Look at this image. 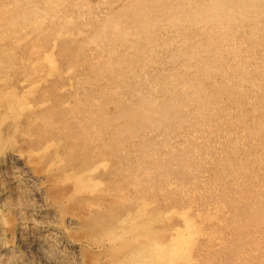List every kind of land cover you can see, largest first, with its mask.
<instances>
[{"label":"rangeland","instance_id":"1","mask_svg":"<svg viewBox=\"0 0 264 264\" xmlns=\"http://www.w3.org/2000/svg\"><path fill=\"white\" fill-rule=\"evenodd\" d=\"M0 1V11L3 6L8 5L9 9L6 13H11L10 15L6 14L8 16L4 17V14L0 12V30H4L8 34H11L6 35L3 40H0V45L3 46L2 48L0 47V73L2 74L0 75V93L5 94L4 91L10 89L11 86H16L17 89L21 91L25 89L27 83H33L30 88L31 90L25 93L30 106H25V108L20 110L21 115L16 125L18 124L19 129H25L27 122L31 123L33 126V148L36 150L33 149V154L35 156L33 159L35 158L34 160H36V158L39 157L38 159L41 161L37 164L36 168L33 167V170L36 174L41 173L37 175L38 178H40L37 182L42 184L45 198H51V189L69 191V187L71 186L70 178L64 183L61 182L60 185H58V183L56 184V179L60 175L62 169L65 168L69 173L71 172L73 176L72 173L75 174L80 169L83 170L84 168L87 170L90 167L96 166L95 175L99 182L96 187L97 191L95 193H89L88 191L80 192L72 198L67 199L65 202L64 207L67 211V217H73V221L71 222L75 224L74 227H76L77 238H79L81 234L84 236L87 234V238L84 236L82 237V235L80 237L82 239H88L89 236L92 235L91 240L93 242H104L106 241L104 238H106L109 233V229L113 226H121L120 222L122 218L125 217V215H129L134 224L138 221V223H143L144 221V224L137 227L138 229L136 232L145 233V243L149 247H146L148 250L153 243H168L171 235L173 233L176 234V232L178 233L177 253H175L172 259V261H175V264H255L256 260L258 261L263 257L264 220L256 218L257 215H254L256 208L252 207V205L255 203V199L258 195L261 194L264 196V168L260 174L258 173L257 175H252L250 171L255 167L254 162L256 161L257 155L261 154L264 157V136H261L264 135V132L255 133V135L253 131L257 123L262 122L261 116L264 110V96L263 87L261 85L260 87L247 85L246 87L249 90L247 89L245 92L246 95L243 94V98L241 97V99L230 96L231 89H229L228 93L218 97L219 103L215 105V108H220V103L223 105L226 115L222 118L218 117V112H220V110L216 109L217 111L210 114L207 122H196L195 119H197L198 116H195L191 111H185V120H179L177 117L173 116L157 125L156 128L146 125L145 121L141 120L138 116V113L132 116L131 121H128L118 114L119 110H121L120 107H122V105H124V107L127 106L126 104L129 103L128 100L132 98V89L134 87L139 85V88L144 91L151 89L153 100L162 99L164 97L169 98L178 94L179 89L178 87L175 88L176 82L167 78L169 77L168 72L173 69L175 70L176 66L167 53L155 51L151 54L153 57L155 56L157 58H155V61L148 59L145 60V64H142V59H140V61L135 60L130 69L125 70L123 64V66H115L113 72L109 73L105 67V61L108 60V57L102 58L99 60L100 62H98L96 59V57H98L97 51L94 50V54H91L93 51H88L89 49L86 42L93 32L98 29L102 19L112 11L124 9L136 2L145 3L155 0ZM31 1L33 4L30 3ZM160 1L168 2L172 0ZM20 3L22 6L31 4L36 15H51L52 18L49 20V26H47L46 23H35L31 29L27 21H22L21 19L16 20L17 15L14 13L16 12L15 9H17L16 6L20 5ZM64 3H67L66 6ZM53 6L55 7L52 9ZM65 12L67 14H65ZM16 27H19L20 30ZM85 27L87 28L85 29ZM8 28H10V30ZM62 28L67 31H73L74 35L56 36L58 33L57 31ZM40 30L41 32H39ZM18 32L19 34L21 33L18 37L22 38V34L24 33V38L20 40L21 42L11 44L13 42L10 39L11 36L12 38L15 37L13 34ZM70 46H73V48ZM46 54L49 56L48 60L45 57ZM27 56L29 57L28 59L26 58ZM9 57L15 62H11ZM50 57L53 63L49 61ZM16 60H18V62ZM242 61L247 65L249 71L255 68V62H253V60L249 63L245 62L243 59ZM4 64L5 66H3ZM1 68L4 69L2 70ZM5 69L7 72L4 71ZM232 69L233 64L229 65L219 62L215 76H210L209 79L212 80V82H216V80H222L223 77H232ZM159 78H165L167 82L166 86H171V88L168 90H161L160 87L153 89L156 80ZM168 81L170 82L168 83ZM232 82L238 83L236 79L234 81L231 80L230 83ZM210 85L212 86L213 84ZM207 86L209 88V85ZM114 89L119 90V94L115 95V93H113ZM28 94L29 96H27ZM134 99L136 100L137 97L135 96ZM255 101L258 104H256ZM254 103L256 104V108L252 106ZM2 107H4L3 104ZM239 113H244L245 115L241 122L238 119ZM5 123V125H2L3 127H6V125L9 126L13 122L9 120ZM199 123L200 125H197ZM128 124H131L128 130H123L122 133L118 132L117 129L119 127L125 128ZM258 127L261 130L262 126L259 125ZM51 139L58 142L62 161L60 166L56 167L59 170H53L50 175H47V173L45 174L43 172L46 163L52 160L54 156V149H43L42 146ZM61 144L62 146H66L61 147ZM239 146L244 147V150L240 152L235 151L236 147L239 148ZM187 148L194 149L188 152ZM184 149H186V152ZM174 154H179L181 156L175 159ZM239 161L243 162L241 166L246 168L248 172H239L234 169L235 166L239 167ZM251 162H253V164ZM37 169L42 171H37ZM44 175L47 177H43ZM51 175L53 177H51ZM222 185L224 186L222 187ZM221 187L223 189H221ZM70 188H72V186ZM196 188L197 191L195 190ZM92 195H96L97 197H92ZM201 195L204 196L202 197ZM86 197L93 198V200L86 201L84 200L87 199ZM172 201L173 203H171ZM207 206H209V209ZM241 211L243 214L242 216L240 215L239 218L238 214H240ZM52 212L53 209L51 207H45L42 211L44 214L42 215L44 218L48 219L50 215L52 216ZM215 215L217 216L215 217ZM177 218L179 219L177 220ZM156 223L159 225L162 224L156 226ZM149 227L152 228L149 230ZM210 234H212V236ZM226 234L227 236H225ZM165 239H167V241ZM179 244L181 245L179 246ZM256 244H259V247H256ZM79 245H82V243ZM238 245H240V247ZM167 248L170 251L173 249L172 246ZM82 251L83 255L85 253V255L90 258L94 257L93 255L96 252L94 249L86 250V248L82 249ZM252 257L254 259H252Z\"/></svg>","mask_w":264,"mask_h":264},{"label":"bare ground","instance_id":"2","mask_svg":"<svg viewBox=\"0 0 264 264\" xmlns=\"http://www.w3.org/2000/svg\"><path fill=\"white\" fill-rule=\"evenodd\" d=\"M32 1L30 2L31 4H33ZM44 1H46V0H44ZM0 3H1V1H0ZM31 4H29V5H31ZM66 4H65V6H66ZM29 5H23L22 6V4L20 3V5H17L18 7L16 6V8H17V9H15L16 12L15 13L13 12L15 15H17L16 20L21 19L22 21H27L29 26L31 27V29L33 28V25L35 23H38V24H45L46 23V25L49 26L48 23H49V20H51V18H52L51 15H47V14H41V15L37 14L36 15L33 11V6L31 5L32 6L31 7ZM6 6H7V8H6ZM49 7H51V6H49ZM54 7L55 6H53L52 9ZM8 9H9L8 5H5L2 7V10L0 12L4 14V17L11 14V13L10 14L6 13L8 11ZM13 9H14V7H13ZM65 9H67V8H65ZM61 11H63V10H61ZM99 12H97V13H99ZM6 14H8V15H6ZM65 14H67V13L65 12ZM73 17H75V16H73ZM62 19H64V18H62ZM4 23H3V25H4ZM82 25H83V23H82ZM16 28H18L20 30L19 27H16ZM86 28L87 27H85V29ZM8 29L10 30V28H8ZM34 29H35V26H34ZM14 31H17V30L15 29ZM29 31H30V29H29ZM74 31H75V29H74ZM39 32H41V30ZM57 32H56L57 34L55 33L56 36L57 35H64V36L65 35H69V36L74 35L73 31H70V30L67 31L63 28L59 29V31H57ZM20 34H19V32L16 34L14 33L13 35L15 37H13V38L11 36L10 39H11V41H13L11 44L21 42L20 40L23 39L25 35L23 33L22 38H21V37H18V36H20ZM34 34H36V33H34ZM6 35H11V34H8L4 30H0V40H3ZM39 38H42V37H39ZM33 40H32V42H33ZM30 44H31V42H30ZM86 44H87L88 49H89L88 51L89 52L93 51V52H91V54H94V50L97 51L98 57H96V59L98 60V62H100L99 60H101L102 58L108 57V60L105 61V67L109 73L113 72L115 66H121V65L123 66V64L125 66V70H128L131 68V66H133L132 64H134L135 60L140 61V59H142V64H145L146 63L145 60H148V59L155 61L157 58L155 56L153 57V55H151L155 51H159V52L163 51V52L167 53V55H169V57L172 59L171 61L176 66L175 70L173 69V70L168 72L169 77H167V78L172 79L176 82L175 88L178 87V89H179L178 94L176 96L169 97V98L164 97L162 99L153 100L151 89L144 91V90L139 88V85L134 87L132 89V91H133L132 98H130L128 100V102H129L128 104L125 103L127 106L124 107V105H122V107H120L121 110H119V114H118V115L122 116V118L127 119L128 121H131L132 116H134V114L138 113V116L141 118V120L145 121L146 125H148L149 127H152V128H156L157 125H159L163 121L168 120L169 118H171L173 116L177 117L179 120H185V116H184L185 111H191L195 116H198V118L195 119L196 122H200V121L207 122L208 117H210V114L214 113L217 110H220V112H218L219 118L220 117L222 118L226 115L225 109L221 103L219 104L220 108H218V107L215 108V105L217 103H219L218 97H221L223 94L228 93L229 89H231L230 94H229L230 96H232L233 98L235 96L236 98L241 99L242 95L245 94V92L248 89L246 87L247 85L248 86L253 85V86H257V87H260V85H261L263 87L262 90H263V96H264V81H263L264 80V0H181V1L172 0V1H168V2L155 0V1H148L145 3L144 2H136L132 5H130L129 7L124 8V9L112 11L109 15H107L104 19H102L100 26L87 39ZM4 45H7V44H4ZM0 47L2 48L3 46L0 45ZM70 47L73 48V46H70ZM157 48L161 49V50H158ZM71 51H72V49H71ZM71 51H69V52H71ZM25 53H26V51H25ZM15 54H16V52H15ZM28 54H29V52H28ZM28 56L26 57L27 59L29 58ZM36 56H37V54H36ZM45 57L47 58V60L49 59L48 54H46ZM65 57H67V56H65ZM23 58H24V56H23ZM240 58H241V61H240ZM242 59L247 63H249V62H251V60H253V62H255L254 63L255 68L250 69L252 71H249L248 70L249 68L247 67V65H245V63L242 61ZM10 60H11V58H10ZM18 60H16V61L18 62ZM12 61H14V60L12 59L11 62ZM49 61L52 62L51 57H50ZM54 62H56V61H54ZM219 62L222 64H224V63L229 64V65L233 64V69H232L233 70V76L229 77V78L223 77L222 80H220V81L216 80V82H212V80H210L209 77L215 76ZM3 66H5V64ZM161 70H163V69H161ZM4 71H6V69ZM9 74H10V71H9ZM11 74H12V72H11ZM35 74H36V72H35ZM0 75H2V74L0 73ZM3 75H4V73H3ZM4 78H6V77H4ZM21 78H23V77H21ZM6 79H8V78H6ZM71 79H73V78H71ZM235 79L238 81V83H233V82H232L233 84L230 83L231 80L234 81ZM16 81H18V80H16ZM169 82L170 81H168V83ZM209 83L213 84V85L211 86ZM166 84H167V82L165 81V78H159L156 80V83L154 84L153 89L156 87H158V88L160 87L161 90H163V89L168 90L169 88H171V86H166ZM32 85H33V83H27L25 85V89H23L21 91H20V89H17L16 86H11L10 89H7L6 91L3 90L5 92V94L0 93V264H175V261H172V259L175 256V253H177V247H178L177 236H178V233L176 232V234L173 233L171 235V237L169 236L170 238L168 240V243H166V244L165 243H153L152 246L150 247V249L148 250L149 247L145 243L146 242V238L144 237L145 233L142 234V233L136 232V230L138 229L137 227H140L141 224H144V221H143V223H141V222L138 223L139 222L138 221L137 223L134 224V223H132L131 217H129V215H125V217L122 218L121 222L119 221L121 223V226L120 225H118L119 227L113 226L109 229V233L107 234L106 238H104L106 241H104V242H96V241L93 242L91 240L92 235H90V234H89L90 235L89 238L86 239L87 238L86 237L87 234L85 233L86 231L84 232L86 234L85 236L81 234L82 237L83 236L86 237L85 239H82L80 237L81 235L79 236V238H77V235H76L77 231L75 230L76 227H74L75 224H72V222H71V221H73V217H69V216L67 217V211L65 210V207H64L65 202L67 199L72 198L74 195H76L80 192L88 191L89 193H93V192L95 193L97 191L96 187H97V184L99 182H98L97 177L95 175L96 166L90 167L87 170L84 168H83V170L80 169L75 174L72 173L73 176L71 175V172L69 173L65 168L62 169L60 171V175L56 179V184L58 183V185H60L61 182L64 183L65 181H67L70 178L72 188H70L71 187L70 186L69 191H67V192L63 191V190L57 191V190L51 189L50 190L51 198L50 199L45 198V194L43 191L44 188H43L42 184H39L37 182L38 179H40L37 176L39 173L36 174V172L33 170V167L36 168L37 164L39 162H41L40 159H38L39 157H37L36 160H34L35 158L33 159V157H35L33 154V149H34L33 148V126L31 123L27 122L25 129L20 128L21 129L20 130L18 124L16 125V123H18V120H19L20 115H21L20 110L25 108V106L26 107L28 105L30 106L29 100L27 101L25 93L31 90L30 88ZM63 85H65V84H63ZM207 85H209V88ZM118 91L119 90L114 89L113 93H115V95L119 94ZM27 96H29V94ZM135 96L137 97L136 100L134 99ZM246 98H248V97H246ZM244 100H245V98H244ZM256 101H255V103H256ZM255 103L252 105L253 108H256V104H258V103H256V104ZM2 104L4 107H2ZM209 112H211V113H209ZM26 113H28V112H26ZM239 114L240 115H239L238 119L241 122V120L243 119V117L245 115H244V113H239ZM26 117H27V115H26ZM24 118H25V116H24ZM259 118H260V116H259ZM261 119H262V122L257 123V126L253 128L254 134L259 133V132H264V110H263ZM9 120H11V122H13V123H11V125H9V126L6 125V127H3L2 125L6 121H9ZM138 120H140V119H138ZM7 124H9V123H7ZM131 124H128L125 128L119 127L117 129L118 132L122 133L123 130H128L131 127L130 126ZM197 125H200V123ZM259 125L262 126L261 130H263V131H261L259 129V127H258ZM235 128H236V126H235ZM231 129H232V127H231ZM72 134H73V132H72ZM261 136H264V135H261ZM103 138H104V136H103ZM245 138H246V136H245ZM63 146L61 144V147H63ZM263 147H264V145H263ZM42 148L43 149H51V150L54 149V156L52 157V160H50L46 163V167H45V170L43 172L45 174L47 173V175L48 174L50 175L51 171L58 169L56 167L60 166L61 161H62V157L60 155L61 153L59 151V145H58V142L56 140L51 139L49 142H46L42 146ZM43 149H42V151H43ZM193 149L194 148H187V151L190 152ZM225 149H226V147H225ZM185 150L186 149H184V151ZM243 150H244V147H241V146H239V148L236 147V149H235V151H239V152L243 151ZM90 151H91V149H90ZM262 151H263V149H262ZM78 152H79V150H78ZM130 152H131V150H130ZM40 154H41V152H40ZM37 155H39V154H37ZM123 156H125V155H123ZM174 156H175L174 158L177 159L181 155L174 154ZM83 159H82V161H83ZM80 163H82V162H80ZM88 163H87V165H88ZM251 163L253 164V162H251ZM76 164H77V162H76ZM242 164H243V162H240L239 167L235 166L234 169L236 171H239V172H248V171H246V168L241 166ZM254 164H255V167L250 170L251 174L252 175H257L258 173L260 174V172L264 168V157L261 154H258ZM245 167H246V165H245ZM40 169H42V168H40ZM37 171H42V170L37 169ZM54 175H55V173H54ZM43 177H45V175ZM51 177H53V176L51 175ZM263 177H264V175H263ZM41 182H42V180H41ZM234 184H235V182H234ZM167 185H169V184H167ZM169 186H167V187H169ZM214 186H215V184H214ZM223 186L224 185H222V187ZM204 187H205V185H204ZM222 187H221V189H223ZM255 189H256V187H255ZM67 190H68V188H67ZM195 190L197 191V188ZM213 190H215V189H213ZM224 190H225V188H224ZM220 192H222V191H220ZM94 196H96V195H94ZM94 196L92 195V197H94ZM86 198L87 199H84L86 201L87 200H93V198H90V197H86ZM171 198H173V197H171ZM154 199H155V197H154ZM114 200H116V199H114ZM179 200H181V199H179ZM171 203H173V201ZM200 204H202V203H200ZM95 205H96V203H95ZM138 206H140V205H138ZM229 206H230V204H229ZM45 207H48V208L51 207L53 209V212L51 213L52 216L50 215L49 218L46 216L47 215V213H46L45 216L48 219L44 218L42 215L45 213V212L42 213V211ZM208 207L209 206H207V208ZM252 207L256 208L254 211L255 212L254 215H257L256 218L259 220H264V196H262L261 194L258 195L256 197L255 203L252 205ZM222 208H224V207H222ZM67 210H69V209H67ZM215 211H217V210H215ZM242 214H243L242 211L240 212V214H238L239 218H240V215L242 216ZM171 216H172V214H171ZM216 216L217 215H215V217ZM140 217H142V216H140ZM178 219L179 218H177V220ZM226 220H227V218H226ZM213 221H214V219H213ZM199 224H200V222H199ZM218 224H220V223H218ZM152 225H153V223H152ZM158 225L159 224H157L156 226H158ZM207 227H208V225H207ZM260 227H262V226H260ZM150 228H152V227H149V230H150ZM156 229H158V228H156ZM257 230H258V228H257ZM153 231H154V228H153ZM161 231H163V230H161ZM94 232H95V230H94ZM198 235H199V233H198ZM210 235L212 236V234H210ZM225 236H227V234ZM238 236H239V234H238ZM149 237H152V236H149ZM161 237H163V236H161ZM245 237H246V235H245ZM260 237H261V235H260ZM156 238H157V236H156ZM234 239H235V237H234ZM253 239H254V236H253ZM165 240L167 241V239H165ZM80 243H82V245H79ZM180 245L181 244H179V246ZM170 246L173 247L172 251H170L167 248ZM238 246L240 247V245H238ZM146 247H148V248H146ZM256 247H259V244H256ZM84 248H86V250L87 249L88 250L94 249V251H96V252L100 251V252L99 253L95 252L94 255L92 254L94 257L90 258V257H87V255H85V253L83 255L82 249H84ZM181 248H183V247H181ZM226 252H227V250H226ZM232 255H234V254H232ZM248 255H249V252H248ZM193 256H195V255H193ZM224 257H225V255H224ZM252 259H254V258L252 257ZM235 260H236V258H235ZM235 260H234V262H235ZM255 264H264V255L258 261L256 260Z\"/></svg>","mask_w":264,"mask_h":264}]
</instances>
